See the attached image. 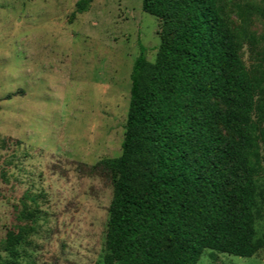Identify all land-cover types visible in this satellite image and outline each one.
Here are the masks:
<instances>
[{
  "label": "rangeland",
  "instance_id": "obj_1",
  "mask_svg": "<svg viewBox=\"0 0 264 264\" xmlns=\"http://www.w3.org/2000/svg\"><path fill=\"white\" fill-rule=\"evenodd\" d=\"M77 1L0 0V259L9 264H103L117 175L89 167L122 152L140 44L154 62L173 35L143 0H93L70 20ZM219 4L245 69L264 85V0ZM218 125L235 137L232 124ZM198 264H264V246L252 257L206 249Z\"/></svg>",
  "mask_w": 264,
  "mask_h": 264
},
{
  "label": "trees",
  "instance_id": "obj_2",
  "mask_svg": "<svg viewBox=\"0 0 264 264\" xmlns=\"http://www.w3.org/2000/svg\"><path fill=\"white\" fill-rule=\"evenodd\" d=\"M92 1L78 0L70 20ZM142 8L168 18L173 35L154 62L140 44L122 152L89 167L117 175L103 264H198L206 249L252 257L264 246L254 178L264 163V85L245 69L219 0Z\"/></svg>",
  "mask_w": 264,
  "mask_h": 264
}]
</instances>
